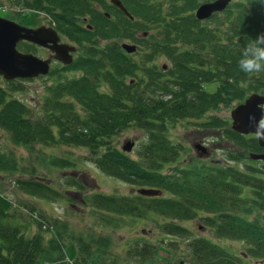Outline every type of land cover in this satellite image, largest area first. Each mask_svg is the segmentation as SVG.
<instances>
[{"label":"trees","instance_id":"obj_1","mask_svg":"<svg viewBox=\"0 0 264 264\" xmlns=\"http://www.w3.org/2000/svg\"><path fill=\"white\" fill-rule=\"evenodd\" d=\"M15 1L16 5H23L21 8L48 13L56 23V29L74 42L83 44L85 40L78 38L90 36L93 30L96 33L90 38L97 34L102 39H108L122 33L149 48L147 56L153 57L152 52L165 53L171 66L165 72L147 69L150 80L144 90L141 89L140 78L132 80L138 75L139 64L119 55L121 53L116 48H103L96 50L95 54L94 49L89 48V57L82 55L85 57L71 65V69L81 70L82 75L65 78L52 89L51 96L40 101L41 109L49 108L46 116L31 118L32 109L17 99H10L8 89L0 84V127L9 131L18 143L27 144L59 135L66 144L93 151L107 147L96 160L108 174L137 184L140 189H153L161 194L148 196L137 191L136 194L119 197L96 193L89 197L95 208L132 216H142L146 211L155 209L161 215L174 219L192 218L199 211L215 213L218 215V222L214 225L216 234L244 239L248 255L256 258V264H264V215L256 214L253 220H249L226 210H233L235 205L239 208L246 206L245 198L239 195L238 185L250 184L254 178L251 173L223 166L220 162L211 165L199 163L186 169L165 172V164L174 161L180 154L179 145L168 135V123L195 117L221 103L236 100L238 105L253 93L264 95V73L248 75L238 67L240 50L264 33V0H231L223 11L213 14L204 25L193 11L203 3L189 9L174 3L170 12L165 14L162 6H154L149 0H123L134 17L131 19L121 10L114 12L109 7L101 15L94 4L105 7L103 0ZM113 13L121 16L117 23L112 20ZM87 15L92 19L93 30L76 25L79 17L87 18ZM157 26L160 38L152 36V41H148L136 37L139 31L148 35L150 29ZM90 38L88 42H91ZM106 65L109 69L102 77L103 83L109 84V90L102 92L92 75ZM128 77L131 80L127 81ZM8 83L16 82L8 80ZM213 83H217V88L209 91L208 85ZM65 92L82 106L81 112L74 102L62 100ZM132 124L148 132L150 138L139 152L138 159L111 146L113 136ZM213 125L218 126V123L214 121ZM53 126L57 134L52 130ZM231 133L249 153L264 151L256 135L234 130ZM4 154L0 151L2 171L5 170L4 161H8ZM253 162H256L258 173L261 168L257 162L261 160ZM262 165L264 167V161ZM17 184L19 188L28 192L32 190L35 194H48L49 191L45 190L48 189L46 185L32 180L21 179ZM0 199L3 200L0 202V264H89L82 255L83 245L78 248V260L68 259L67 243L61 240L58 231L55 238L46 243L44 233L48 230L43 231L47 228L46 222L37 219L38 231L32 232L27 224V215L10 210L2 204L6 203L4 197L0 196ZM260 208L264 211V202ZM172 214L180 217L170 216ZM165 229L174 234H188L187 228L174 224L172 219ZM128 254L139 255L132 250H128ZM140 256L142 264H163L157 255L154 257L158 260L153 262L147 254ZM187 258L188 264H245L241 257L230 254L204 237L190 238Z\"/></svg>","mask_w":264,"mask_h":264},{"label":"rangeland","instance_id":"obj_2","mask_svg":"<svg viewBox=\"0 0 264 264\" xmlns=\"http://www.w3.org/2000/svg\"><path fill=\"white\" fill-rule=\"evenodd\" d=\"M103 1L106 4L105 7L99 3L94 4L101 15L106 12V7L114 12L118 11L117 7L111 4V0ZM149 1L153 5L162 6V12L167 14L174 3H179L178 6L189 9V7H198L200 3L212 0ZM15 3V0H0V17L28 27L36 28L42 25L56 27L52 17L45 11H32L21 8L23 5ZM193 11L196 12V8ZM112 16V20H115L116 23L121 18L120 15L117 16L114 13ZM201 22L204 25L207 20ZM92 24L90 15H87V18L79 17L76 21V25L82 29L88 27L93 30ZM159 30V26L150 29L147 36L142 35L143 32L139 31L136 37L152 41V36L160 38ZM94 33L96 32L93 30L91 35ZM60 35L64 41L75 44L78 51L88 57L90 56L89 48L94 49V54L96 50L103 48H116L121 53L119 55L127 56L139 64L141 68L137 71L138 75L132 80L138 81L140 78L142 80L141 89L144 90L146 83L150 80L146 74L147 69L165 72L171 66L169 57L165 53L158 51L151 53L154 54L153 57L147 56L146 54L150 52L149 48L138 44L137 40L125 37L122 33L108 39H102L97 34L92 38H90L91 35L79 37L78 39L85 40L83 44L74 42L62 32ZM88 38L91 42L87 41ZM23 42L18 44L19 50L34 53L41 58L49 57L50 54L46 48ZM122 43H135L139 47L136 52L127 53L121 47ZM78 51L75 53L76 55H78ZM108 69L109 66L106 65L103 69L95 70L92 75L94 83L102 92L109 90V84L103 83L104 78L102 77V74H106ZM82 73L78 69H63L58 62H54L51 72L47 75L17 79L16 83L11 84L0 76V84L8 89L10 99L14 98L27 104L32 109L31 118L36 119L45 115L49 109L48 107L41 109L40 101L44 100L46 96H51L52 89L61 81H65V78H76ZM129 80H131L130 77L127 78V81ZM244 84L247 85V83ZM216 86L217 83L208 85V90L213 91L217 88ZM62 100L74 102L73 97L67 92L63 95ZM236 105V100L221 103L215 109L205 111L195 117L189 116L168 123V135L179 145L180 154L174 161L165 164V172L186 169L190 165L194 166L199 163L211 165L220 162L223 166H231L242 172L251 173V176L254 177L251 179V183L248 185H246L247 183L239 184V189L237 188L240 191L239 195L245 198L246 206L239 208L235 205L232 207L233 210L227 208L226 210L230 214L242 215L253 220L256 214L264 215V211L260 208V204L264 202V167L262 160L257 162L261 170L256 172V162H253L254 160L249 157L248 150L241 146L236 141L235 135L231 133L233 130L230 113ZM75 107L79 112L82 111V106L78 103H75ZM214 121L218 123V126L213 125ZM227 129L231 132H226ZM52 130L57 134L56 127L53 126ZM52 138L39 139L27 144L18 143L9 131L0 127V151L6 154L3 156L8 160L3 163L5 170H0V196L4 197V201H6V203L2 202L4 206L27 215L30 231H38L37 219L39 222H46L47 228L43 230H48L44 233L46 243L55 238L58 231L61 240L67 243L68 259L78 260L76 257L78 248L83 245L82 255L87 258L89 264H142L143 259L140 255L144 256V254L150 256L151 262L159 259L163 264H178L179 262L188 264L187 254H189L190 238L204 237L230 254L241 257L245 264H256V258L248 255V246L244 239L216 234L214 225L218 222V215L215 213L199 211L192 218L182 219L179 218V215H170L179 218L174 219L161 215L155 209L146 211L142 216H132L95 208L90 203L92 200L89 197L96 193L120 197L136 194L140 186L114 177L99 166L96 158L102 155L107 147L93 151L87 147L66 144L59 135ZM149 140L148 132L132 124L113 136L111 146L113 149L123 151V146L132 141L134 142L133 149L127 153L131 158L138 159L139 152L143 150ZM197 144L206 147L209 154L205 155L198 150ZM21 179L32 180L42 186L46 185L48 189L45 190H49L48 194H35L32 193V190L28 192L27 189L19 188L17 182ZM53 191L57 192V195H54ZM1 201L3 200L0 199ZM205 217L214 220L208 221L204 219ZM170 219L174 220V224L187 228L188 234H174L166 230L165 225L169 223ZM136 249L140 251H134ZM128 250L139 255L128 254ZM155 250H158L157 254ZM154 255H157L158 259Z\"/></svg>","mask_w":264,"mask_h":264},{"label":"water","instance_id":"obj_3","mask_svg":"<svg viewBox=\"0 0 264 264\" xmlns=\"http://www.w3.org/2000/svg\"><path fill=\"white\" fill-rule=\"evenodd\" d=\"M124 13L132 17L121 0H111ZM231 0H213L202 4L196 11L199 20L210 18L213 13L223 11ZM30 41L39 46L47 47L55 54L53 57L65 64L73 60L72 53L76 47L65 42H61V37L54 27L42 25L40 27H28L16 21L0 17V75L7 80L17 78H34L46 75L50 71L52 57L44 59L33 53H25L17 48L20 41ZM123 48L132 53L136 51L134 44L124 43ZM264 115V96L253 93L244 102L232 109L230 116L232 129L241 134H257V121ZM258 135V134H257ZM258 144L264 148V134L258 135ZM134 142H127L123 146V151L131 152ZM196 148L205 155L209 151L203 145L197 144ZM249 157L254 160L264 161V152L250 153ZM139 193L153 196L161 192L142 188Z\"/></svg>","mask_w":264,"mask_h":264},{"label":"clouds","instance_id":"obj_4","mask_svg":"<svg viewBox=\"0 0 264 264\" xmlns=\"http://www.w3.org/2000/svg\"><path fill=\"white\" fill-rule=\"evenodd\" d=\"M238 67L248 75L264 73V33L259 34L240 50ZM257 127V134H264V115L257 121Z\"/></svg>","mask_w":264,"mask_h":264},{"label":"flooded vegetation","instance_id":"obj_5","mask_svg":"<svg viewBox=\"0 0 264 264\" xmlns=\"http://www.w3.org/2000/svg\"><path fill=\"white\" fill-rule=\"evenodd\" d=\"M121 1L123 2V0H121ZM110 2H111V1H110ZM111 4H112V2H111ZM88 26H89V25H88ZM62 41H63V42H66V41H64L63 39H62ZM46 49L49 51V54H50L49 57H47V58L53 57V54H54V53L51 52L50 49H48V48H46ZM123 49H124V48H123ZM124 50H125V49H124ZM77 51H78V49H77ZM75 53H76V52L73 53V56H74V57H73V61H72V62H75V61L79 60L80 58H84V57H85V56H82L81 52H79V51H78V55H76ZM54 62H58V63L63 67V69H67V68H69V66H71V65H70L71 63H70V64H65V63H63V62H61V61H57V60L53 59V60H52V63H51V68H52V65H53Z\"/></svg>","mask_w":264,"mask_h":264}]
</instances>
